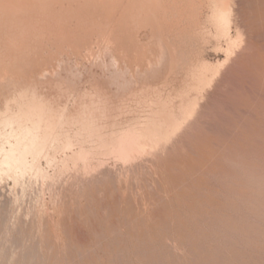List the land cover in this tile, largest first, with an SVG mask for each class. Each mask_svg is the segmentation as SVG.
<instances>
[{
    "label": "rangeland",
    "instance_id": "obj_1",
    "mask_svg": "<svg viewBox=\"0 0 264 264\" xmlns=\"http://www.w3.org/2000/svg\"><path fill=\"white\" fill-rule=\"evenodd\" d=\"M228 7L229 36L207 7L180 33L151 16L141 42L117 21L39 75L68 117L36 169L0 177V264H264V0ZM11 81L0 108L25 86Z\"/></svg>",
    "mask_w": 264,
    "mask_h": 264
},
{
    "label": "bare ground",
    "instance_id": "obj_2",
    "mask_svg": "<svg viewBox=\"0 0 264 264\" xmlns=\"http://www.w3.org/2000/svg\"><path fill=\"white\" fill-rule=\"evenodd\" d=\"M171 1H173V5H171V3H172ZM175 1L176 0H170V2H171L170 5L172 7L175 6L172 8V9L175 8L173 10L175 12H174V14H173V12H172V14L169 13V15L172 17L168 18V16H167L168 12H171V11H166V8L168 9L169 7L165 6L166 5L165 0H0V84H2V82H5V80H7V79L13 80V81L20 80V82H21L20 84H22V82L25 84L23 89L20 88L17 91V93H16L17 96L11 97V98H13L14 105H13V103L6 102V103H4L3 106H1L2 108H0V138L3 142L0 144V177H2L4 175H9V176L13 175V176L17 177L18 174H19V176L20 175L24 176L23 174H28V173H26L27 171L32 170L33 168L37 167L34 164L35 162L32 161V163H30L28 161V158L32 157L33 160H35L43 152H45L44 150L49 145H51L52 143H53V145H55L54 144L55 141L61 139V135L58 133V130H59L58 128H60L59 126H61L65 123V120H63V118L68 117V115H67L68 113H65V111H63L62 120L60 119L59 121H57L56 120V118H57L56 114L61 113V112H58V110L56 112L53 105L50 102H48V99L46 101V99L42 98L41 95L38 94L40 89H39V91H37V88L36 87L34 88L33 85H34V82H36V79L39 77L40 74H42L44 71L47 72V68H49V67L51 68L53 66L54 60L56 59V57L61 56L58 54L61 53L62 51H64V52L65 51H69V52L70 51L71 52L77 51L78 52V51L84 50L85 53H86V51H89V52L92 50L94 51L95 50L94 42L97 41L96 38H98V39L100 38V40L102 41V39L105 37L104 33L107 31V29L110 27V25H112V23H115V22L117 23V21L120 22L121 24L123 23V25L126 24V22H128V23L131 22V24L133 26V28H132L133 30L127 28L126 31H130V34L133 33L135 35V39H139L140 42H141L140 28H142L143 26L144 27L142 29L144 30V28H145V25H143L141 27V24H143V22L145 20H148V18L150 21L151 16L157 17L156 20H154V19L153 20L157 23L163 24V28H164L163 30H167V32H170V31L179 32V31H181L182 27L181 28L178 27V24H181L180 22L183 20H186V19L188 20L193 15H197L199 17V15L201 14V9L204 10V7H207L208 9H210L209 17L212 19V21L215 22L216 24H218L219 26H224V28H226V30L223 29L224 33L227 36L230 35V34H228V28H229L230 22L228 20L229 16L227 14V8H229L228 5H229L230 1L232 2V0H183L182 3L178 2L179 4L178 3L176 4ZM178 1H180V0H178ZM166 3H167V0H166ZM168 3H169V1H168ZM168 3H167V5H169ZM171 6H170V9H171ZM120 8L122 10H124V12H122V15L119 16L118 11ZM188 8L192 9L193 11L194 10L197 11V12H195L197 14H194L192 10L191 11L187 10L188 12L184 11ZM170 9H168V10H170ZM206 15H205V17H206ZM230 19H231V17H230ZM145 22L148 23L147 21H145ZM175 22H176V24H175ZM149 23L147 25H148V27L151 28L152 25L149 26ZM151 23H153V21ZM199 23H200V21H199ZM160 25L159 26L157 25V28H160ZM113 26H114V24H113ZM153 27L155 28L156 26H153ZM161 27H162V25H161ZM114 28H113L114 31H116L118 29V28H116V29H114ZM119 28L121 29V27H119ZM161 29L162 28H160V30ZM203 29H205V28H203ZM131 30H132V32H131ZM126 31H125V33L128 34ZM157 31H159V30L157 29ZM197 31H200V30L197 29ZM119 32H120L119 30H118V32H113V34L110 32L111 35L114 36V37L110 36V38L112 37V40H113V38H115V36L118 37V34H120ZM148 32H147V34H148ZM194 32L195 31H193V33ZM203 32H205V31H203ZM203 32H201V33H203ZM107 33L108 32H106V34ZM150 33H151V31H150ZM196 33H199V32H196ZM122 34H124V32L121 33L120 35H122ZM147 34H144V35H146L145 39L147 37ZM154 34H155V32H154ZM151 36H154V35H151ZM117 37L115 39L119 38V37L118 38ZM131 39H133V37ZM103 40H105V39H103ZM118 40H120V38ZM132 41H134V39ZM135 41L137 42V40H135ZM97 42H99V41H97ZM140 42H138L137 44H139ZM142 42H143V39H142ZM126 44H128V43H126ZM98 45L96 44L95 47ZM122 45H124V44H122ZM62 57H63V54H62ZM56 64H57V62H56ZM204 65H206V64H204ZM54 66H53V69H54ZM62 66H64V65H61V67ZM206 66H208V65H206ZM56 67H57V65H56ZM208 67H211V66H208ZM197 71H199V70L197 69ZM56 73L58 74V72H56ZM48 74H49V69H48ZM63 74L64 73H62V75ZM45 75H47V74H45ZM43 76H44V74H43ZM49 77H54V75L53 76L50 75V76H48V78ZM42 78H45V77H42ZM51 79L53 80V78H49L48 80H51ZM75 79H73V80H75ZM52 80H51V82H52ZM71 80H69V81H71ZM13 81H11V82H13ZM42 81H44V80H42ZM51 82H49V84ZM53 82H54V80H53ZM5 83H7V82H5ZM5 83H3V84H5ZM8 83L7 84L10 85V82H8ZM43 83L44 82H42V84ZM55 83L57 84L58 80ZM7 84H5V85H7ZM56 84L54 86H56ZM35 86H36V84H35ZM49 86H47V87L49 88ZM40 87H44V85L40 86ZM45 87H44V90H45ZM50 87L52 89V86H50ZM57 87L54 90H56ZM6 88H7V86H6ZM8 89L10 90L11 88H8ZM58 90H59V88H58ZM1 91H3V90L1 89ZM50 91H52V90H50ZM56 91H54V93ZM60 91H57V92L59 93ZM3 92H5V91H3ZM8 92L6 91L5 93L7 94ZM10 93H11V91H10ZM10 93H9V95H10ZM43 93L44 94H42V95L44 96L45 92H43ZM48 93H50V92H48ZM0 94H1V92H0ZM53 95H55V94H53ZM53 95H51L52 98H53ZM62 95H64V94L62 93ZM66 95H68V94H66ZM4 96L1 95V97H4ZM5 97H7V96H5ZM50 97H48V98L51 99ZM68 97H66V98H68ZM181 97H182V95H181ZM11 98H10V101H11ZM53 99L56 101V98H53ZM58 99H59V97L57 98V100ZM54 100H52V101H54ZM7 101H9V100H7ZM59 101L60 100H58V103H59ZM91 103H93V102H91ZM74 111H76V110H74ZM92 111H93V109H92ZM67 112H68V110H67ZM80 112H81V110H80ZM86 112H87V110H86ZM97 112H100V111H97ZM87 114H89V112ZM75 120L78 121L77 119H75ZM76 121H75V123H76ZM85 122H86V120H85ZM85 125H86V123H85ZM160 125H162V124H160ZM171 125H173V124H171ZM63 129H64V127H63ZM80 129H82V128H80ZM164 129H165V127H164ZM154 130L156 131V129H154ZM158 130H160V129H158ZM150 132L153 133L152 131H150ZM159 132H161V130ZM158 135H160V134H158ZM73 141L66 137L64 144L61 146L64 147V150L68 149L69 151H72V149H73L72 147L74 145ZM111 146H112V144H111ZM120 146H119V148H121ZM124 146H126V144ZM122 151H124V150H122ZM125 151H127V150H125ZM132 151H133V148H132ZM79 154L83 158L86 157L85 152L83 150L76 152L75 154H73L72 157H75L76 155L78 156ZM37 170H38L37 175L43 174L42 170H40V169H37ZM103 172L106 174L107 171H103ZM95 177H97V176H95ZM18 179H20V178H18ZM97 179H99V178H97ZM14 181H15V178H14ZM97 181H95V182H97ZM15 183H16V181H15ZM34 193H35V191H34ZM2 198H4V197H2ZM9 202H10V200L8 201V203ZM0 206H2V204ZM6 219L7 218H5L4 220H6ZM5 225H6V223H5Z\"/></svg>",
    "mask_w": 264,
    "mask_h": 264
}]
</instances>
